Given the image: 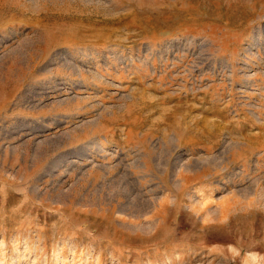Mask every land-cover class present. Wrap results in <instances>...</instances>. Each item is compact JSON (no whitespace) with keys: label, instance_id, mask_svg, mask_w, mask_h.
I'll return each instance as SVG.
<instances>
[{"label":"rangeland","instance_id":"374dc122","mask_svg":"<svg viewBox=\"0 0 264 264\" xmlns=\"http://www.w3.org/2000/svg\"><path fill=\"white\" fill-rule=\"evenodd\" d=\"M0 264H264V0H0Z\"/></svg>","mask_w":264,"mask_h":264}]
</instances>
